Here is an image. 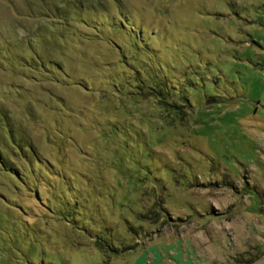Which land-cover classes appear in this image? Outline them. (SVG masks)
Here are the masks:
<instances>
[{"label":"rangeland","instance_id":"obj_1","mask_svg":"<svg viewBox=\"0 0 264 264\" xmlns=\"http://www.w3.org/2000/svg\"><path fill=\"white\" fill-rule=\"evenodd\" d=\"M0 264H264V0H0Z\"/></svg>","mask_w":264,"mask_h":264},{"label":"trees","instance_id":"obj_2","mask_svg":"<svg viewBox=\"0 0 264 264\" xmlns=\"http://www.w3.org/2000/svg\"><path fill=\"white\" fill-rule=\"evenodd\" d=\"M170 106H172V105H170ZM2 162H3L4 164H6L5 160H3ZM7 163H8V166H9L8 168H10V171H13V172L16 171V173L18 172L17 168L14 167L9 161H8ZM4 164H3V165H4ZM8 170H9V169H8Z\"/></svg>","mask_w":264,"mask_h":264}]
</instances>
